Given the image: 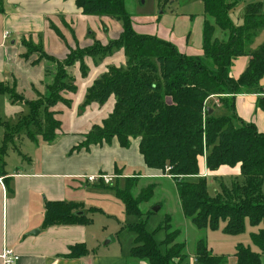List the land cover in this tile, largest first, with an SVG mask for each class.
<instances>
[{
	"label": "trees",
	"instance_id": "obj_1",
	"mask_svg": "<svg viewBox=\"0 0 264 264\" xmlns=\"http://www.w3.org/2000/svg\"><path fill=\"white\" fill-rule=\"evenodd\" d=\"M202 1L205 19L203 53L199 56L183 54L170 42L136 33L126 0H76L84 15L121 21L123 30L119 38L108 44L97 41L91 47L71 51L60 61L47 55L41 47L24 42L27 49L24 60L29 61L36 55V61L31 63L33 66L42 61L50 63L49 83L45 93L35 101H25L23 95L17 93L16 84L0 83V94L7 95L13 104L21 103L29 109V114L14 126L0 123L4 129L0 176H6L5 159L11 146L23 157L15 145L23 133L36 143H52L57 139L62 123L55 118L52 109L59 103L69 105L63 93L76 90L70 69L80 63L82 74L86 75L85 58L98 62L115 50L123 49L125 66L112 67L96 80L83 105L96 103L103 106L114 98L113 112L102 125L94 126L71 154L88 152L92 146L110 145L114 139L123 149H129L132 140H139V151L146 167L172 177L183 215L197 229L217 231L220 224H224L226 234L237 235L245 231L248 220L253 227L262 226L252 236V241L264 254V134L254 124L241 121L234 112L236 96L262 91L264 45L252 52L249 47L256 34L264 29V2L259 0L249 4L244 24L236 26L230 13L237 7L238 0ZM244 56L250 57L248 67L234 79L231 76L234 62ZM213 98H218L219 104L229 110L231 116H217ZM203 156L211 173L223 166L240 165L244 184L234 182L231 187L222 184V193L211 197L206 178H199L197 182L188 180L200 176L199 159ZM115 172L117 177L122 176L118 166ZM138 176L126 178L125 191L117 190L116 193L128 215L142 217L144 213L140 206L152 198L155 185L135 196L134 180H139ZM115 186L118 187V181ZM82 210V204L48 202L43 229L88 226L92 219L84 213L79 214ZM163 229L166 232L162 244L165 252L154 235L145 230L144 223L132 227L136 234L132 257L146 264H185L188 255L185 244L179 241L181 232L172 227L170 219ZM90 254L95 255L96 251L90 252L85 244H79L70 248L68 258H83ZM195 258L198 264H227V259L214 255L204 241L197 243ZM235 258L236 264H263L261 254L242 245L237 247Z\"/></svg>",
	"mask_w": 264,
	"mask_h": 264
},
{
	"label": "crops",
	"instance_id": "obj_2",
	"mask_svg": "<svg viewBox=\"0 0 264 264\" xmlns=\"http://www.w3.org/2000/svg\"><path fill=\"white\" fill-rule=\"evenodd\" d=\"M257 2L259 1L255 0L253 3ZM2 8L0 83L10 86L16 84L17 93L23 95L25 101L38 100L45 93V87L49 83L47 71L51 69V65L42 61L33 66L31 63L36 61V55L29 61L24 60L23 55L27 52L24 42L41 47L47 55L63 61L72 50L91 47L97 41L108 44L117 40L123 30L121 21L117 19L84 15L77 7L76 0H2ZM135 29L142 34L140 27L135 26ZM168 30H162L161 34L158 28L156 35H162L163 38H157L174 44L183 54L202 55L203 36L197 46V41L190 39L191 34L175 40L173 32ZM252 51H255L253 42L249 47V52ZM249 61V56L238 58L232 67L231 76L238 79L248 67ZM125 64V52L118 49L102 61L85 58L86 75L82 74L80 63L71 68L76 91L64 95L69 105L61 103L54 108L55 118L62 123L57 139L52 143H36L25 138L35 145V153L29 154L27 165L20 170L14 173L6 170V176H0L3 180L0 183V264H4L2 255L7 247L20 257L17 264L117 262L115 256L101 251L100 242L89 225L58 226L44 230L43 223L46 203L67 201L82 204L79 193L88 191L90 187H101L88 183L85 177L100 174L117 176L115 171L118 166L121 178L136 175L140 179L168 178L167 175L163 176L146 167L139 151V140H132L129 149H123L117 139H114L110 145L92 146L88 152L83 150L71 154L74 148L85 141V136L91 129L102 125L114 109V98L103 106L94 103L83 107L88 90L110 68H120ZM261 87L262 91L259 93L236 96L234 112L241 121L254 124L264 134V79ZM220 110L226 112L227 116L232 114L222 107L215 111L217 116ZM28 114L26 105L13 104L7 95L0 94V123L7 122L14 126ZM237 126L240 124L237 123ZM199 166L200 176L188 180L197 182L199 178L205 177L243 178L240 165L234 168L223 166L211 173L206 168V157L203 156L199 159ZM79 244H85L90 252L96 251V254L68 258L70 248Z\"/></svg>",
	"mask_w": 264,
	"mask_h": 264
},
{
	"label": "rangeland",
	"instance_id": "obj_3",
	"mask_svg": "<svg viewBox=\"0 0 264 264\" xmlns=\"http://www.w3.org/2000/svg\"><path fill=\"white\" fill-rule=\"evenodd\" d=\"M233 1L237 2V0ZM254 1L238 0L237 7L230 13V19L234 25L242 26L244 24L246 8ZM126 9L132 20L133 30L138 33L135 29L136 26L140 27V31H142V34H138L163 38L162 35H156L158 33L157 29L159 28L161 34L169 29L173 32L175 40H181L184 35L191 34L190 39L193 42L197 41V46L201 42L205 19L202 0H126ZM162 30L164 31L162 32ZM263 44L264 29L257 34L253 41V47L256 50ZM70 93L74 92L65 91L63 98L65 94ZM217 99H212L213 104L217 108H222L223 106L219 104ZM54 108L52 109L53 112ZM218 115L221 117L227 116L226 112L222 110L218 112ZM19 138L20 140H17ZM25 138L27 137L23 133L16 139L15 144L25 158L21 157L11 146L5 159L6 163H8L7 172L14 173L20 170L24 165H27L26 160L29 154L35 153V145ZM3 141L4 129L0 126V146ZM119 178L121 177H117L118 180H114L110 186H101L100 188L90 187L88 191L83 190L79 193V198L83 202L82 212H85L92 219L89 227L98 238L101 251L104 254L115 256L117 258L115 264H146L132 257L136 234L131 228L139 223H144L145 230L154 235L156 242L162 246L166 239V232L164 229L161 230V228L166 224L168 219L171 220L172 227L181 232L179 241L185 244L186 254L188 255V261L185 264H198L195 258V251L199 241H204L214 255L224 256L227 259V264H236L235 255L237 247L240 245L249 247L254 253L261 254L264 264V254L252 241V236L258 233L262 229V226L253 227L247 220L245 231L237 235L226 234L224 232V224H220V228L217 231H212L210 228L204 230L197 229L183 215L176 183L169 177V179L165 177L140 179L138 176L139 180H134L133 194L138 196L143 189L152 185H155L154 193L147 203L140 206L144 213L142 217L128 215L123 202L118 198L116 193L117 190L125 191L126 178H121L120 180ZM206 179L207 192L211 197L222 193V182L227 184V187H231L234 182L244 184V179L237 177L228 179L213 177ZM117 181L118 187L115 186ZM190 181L195 182V180ZM157 209L158 211L155 212L154 210ZM161 248L165 252L164 246Z\"/></svg>",
	"mask_w": 264,
	"mask_h": 264
},
{
	"label": "built area",
	"instance_id": "obj_4",
	"mask_svg": "<svg viewBox=\"0 0 264 264\" xmlns=\"http://www.w3.org/2000/svg\"><path fill=\"white\" fill-rule=\"evenodd\" d=\"M264 2V0H260ZM8 37V34H6V38ZM169 171V170H167ZM169 178H172L171 176H168ZM85 180L88 183H91L93 185L97 186H110L114 180H117L116 176H111V175H96V176H89L85 177ZM2 179H0V183L2 184ZM2 259L4 264H17L20 260V257L15 253V251L11 248H5Z\"/></svg>",
	"mask_w": 264,
	"mask_h": 264
},
{
	"label": "water",
	"instance_id": "obj_5",
	"mask_svg": "<svg viewBox=\"0 0 264 264\" xmlns=\"http://www.w3.org/2000/svg\"><path fill=\"white\" fill-rule=\"evenodd\" d=\"M209 111H210V113H212V110H211V109H210ZM154 211L157 212L158 209H157V210H154ZM79 214H83V213L81 212V213H79Z\"/></svg>",
	"mask_w": 264,
	"mask_h": 264
}]
</instances>
